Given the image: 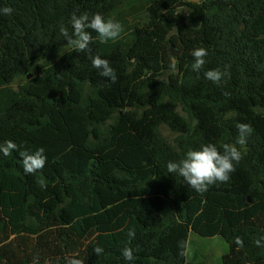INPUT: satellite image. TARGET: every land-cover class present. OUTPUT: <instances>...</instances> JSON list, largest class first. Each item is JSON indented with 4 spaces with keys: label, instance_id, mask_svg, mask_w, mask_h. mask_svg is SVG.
<instances>
[{
    "label": "trees",
    "instance_id": "trees-1",
    "mask_svg": "<svg viewBox=\"0 0 264 264\" xmlns=\"http://www.w3.org/2000/svg\"><path fill=\"white\" fill-rule=\"evenodd\" d=\"M4 7L13 12L0 15V145L43 147L47 161L26 174L18 151L0 153V264H189L177 242L188 248L191 232L229 245L221 264H264V0H0ZM73 13L123 25L107 44L89 29L91 55L109 60L115 83L68 47L60 26L71 34ZM199 47L208 54L196 72ZM211 69L226 72L219 85L205 78ZM237 123L253 132L227 182L198 193L168 172L189 150L235 144Z\"/></svg>",
    "mask_w": 264,
    "mask_h": 264
},
{
    "label": "clouds",
    "instance_id": "clouds-1",
    "mask_svg": "<svg viewBox=\"0 0 264 264\" xmlns=\"http://www.w3.org/2000/svg\"><path fill=\"white\" fill-rule=\"evenodd\" d=\"M13 9L10 7L0 8V15H11ZM71 34L68 28L64 25L60 26V33L65 38L69 48L78 53L89 54L92 67L98 70V75L107 78L115 83L118 79L115 69L110 65L109 60L101 58L100 55H91V44L94 43V38L91 32L97 34L96 39L101 44H107L109 41H116L124 32L123 25L112 19L105 17L99 13L92 15L91 18L87 14L77 15L73 13L71 16ZM91 30V32L89 31ZM207 50L203 47L192 50L191 55L194 58L192 69L199 72L205 65V57ZM170 68L175 70L176 62L173 60ZM226 75L219 69H211L204 72L206 79L219 85ZM224 95H228L227 92ZM238 137L235 144H224L222 150L218 149L215 144L203 145L200 149L189 150L186 152L183 159L179 161H169L167 170L171 174L181 176L186 184L193 188L198 193L206 192L209 186L218 182L224 183L230 179V174L236 170V165L243 159L241 151L247 144V139L253 132L250 124L237 123ZM239 145L240 147H237ZM13 151H18L22 159L24 172L26 174H35L42 170L46 164L47 157L43 147L38 148L35 152L19 150L18 146L13 141H6L0 145V153L4 156H9ZM130 238H135V230L131 229L128 232ZM238 243H242L238 240ZM259 245V241H257ZM177 247L180 256L187 255V242L178 241ZM94 252L99 255L103 249L96 247ZM121 255L126 261L135 259L133 249L125 247L122 249ZM33 264H39L38 257L33 258ZM72 264H83L82 261L76 260Z\"/></svg>",
    "mask_w": 264,
    "mask_h": 264
},
{
    "label": "rangeland",
    "instance_id": "rangeland-1",
    "mask_svg": "<svg viewBox=\"0 0 264 264\" xmlns=\"http://www.w3.org/2000/svg\"><path fill=\"white\" fill-rule=\"evenodd\" d=\"M177 55L178 48H174ZM33 76H30L32 78ZM29 78V79H30ZM26 81L19 79L13 84L15 89L18 85ZM162 135L169 141L173 142L175 134L167 127H161ZM229 251V245L220 237L203 238L191 232L187 248V259L189 264H221V258Z\"/></svg>",
    "mask_w": 264,
    "mask_h": 264
},
{
    "label": "water",
    "instance_id": "water-1",
    "mask_svg": "<svg viewBox=\"0 0 264 264\" xmlns=\"http://www.w3.org/2000/svg\"><path fill=\"white\" fill-rule=\"evenodd\" d=\"M172 55H173L174 57L177 56V53H176L175 50H174V46H172Z\"/></svg>",
    "mask_w": 264,
    "mask_h": 264
}]
</instances>
